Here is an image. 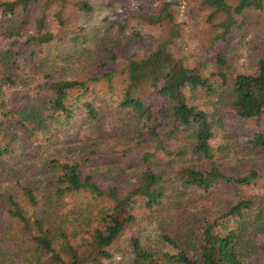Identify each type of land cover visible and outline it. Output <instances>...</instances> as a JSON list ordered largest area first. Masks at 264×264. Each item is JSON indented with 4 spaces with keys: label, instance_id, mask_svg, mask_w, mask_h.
<instances>
[{
    "label": "trees",
    "instance_id": "16d2710c",
    "mask_svg": "<svg viewBox=\"0 0 264 264\" xmlns=\"http://www.w3.org/2000/svg\"><path fill=\"white\" fill-rule=\"evenodd\" d=\"M93 2L0 0V264H264V196L214 193L264 179V131L217 142L227 112L263 118L264 49L250 73L230 72L225 48L217 72L186 66L170 48L177 0L139 15L172 27L155 47L130 12L53 33V20L72 27L69 4L90 14ZM204 3L226 33L235 14L264 9ZM18 84L27 89L12 103Z\"/></svg>",
    "mask_w": 264,
    "mask_h": 264
},
{
    "label": "rangeland",
    "instance_id": "374dc122",
    "mask_svg": "<svg viewBox=\"0 0 264 264\" xmlns=\"http://www.w3.org/2000/svg\"><path fill=\"white\" fill-rule=\"evenodd\" d=\"M75 1V0H69ZM166 0H94L93 4L96 11L90 14L80 13L74 8L73 4H69L65 10L64 16L70 17V27L61 28L51 22V30L59 37H74L79 34L77 28H95L104 24L105 18L118 14L126 16L125 13L130 12L128 21L130 28H134L143 33L145 43L149 47H155L159 43L172 38V27L166 22L157 25H146L141 21L139 15L143 11H153L161 6ZM175 2L176 0H168ZM180 3L175 7V26L178 29V35L172 38L170 44L171 50L175 56L181 58L188 67L201 66L206 75L217 72L215 68L217 51L226 50V59L228 69L234 73H250L255 67L256 59L262 56L264 49V9L245 11L243 16L235 14V25L232 26L230 32H225L222 25L225 16L212 15V8L205 5L204 0H177ZM112 2L114 8L108 7V3ZM228 4L235 7L239 0H227ZM60 8L59 2L49 10L50 13L56 12ZM74 12V16L70 15ZM68 13V15H67ZM73 28V29H71ZM215 35L221 36L216 38ZM225 36V39H224ZM212 39L214 41H212ZM140 42V41H139ZM213 48V49H212ZM215 48V50H214ZM29 50V49H25ZM30 65L23 64L24 69H28ZM44 77V74L42 73ZM36 78H38L36 76ZM27 86L15 85L10 88V94L4 96L9 100L12 96V103L20 102L21 97L25 94ZM106 119L107 124L111 120V113H108ZM115 117V116H114ZM226 130L218 132L217 142L222 143L223 132H234L241 141L253 137L257 132L264 131V116L261 120H240L233 113L227 112L224 115ZM78 122L76 125H80ZM86 127H82L80 134H85ZM215 195L228 196L234 201H240L242 198L261 197L264 196V179L251 186H225L221 185L214 190ZM124 246L126 241L123 239ZM259 246H264V235H259L256 239ZM119 246L114 253V260L119 259L122 250L118 251ZM125 251V250H123ZM258 264L262 260L257 259ZM104 264H110L109 262Z\"/></svg>",
    "mask_w": 264,
    "mask_h": 264
}]
</instances>
